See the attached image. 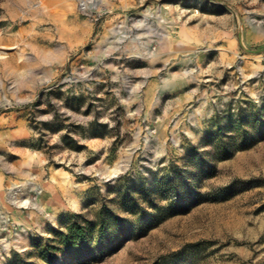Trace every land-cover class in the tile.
Masks as SVG:
<instances>
[{"label": "rangeland", "instance_id": "374dc122", "mask_svg": "<svg viewBox=\"0 0 264 264\" xmlns=\"http://www.w3.org/2000/svg\"><path fill=\"white\" fill-rule=\"evenodd\" d=\"M0 264H264V0H0Z\"/></svg>", "mask_w": 264, "mask_h": 264}, {"label": "bare ground", "instance_id": "6f19581e", "mask_svg": "<svg viewBox=\"0 0 264 264\" xmlns=\"http://www.w3.org/2000/svg\"><path fill=\"white\" fill-rule=\"evenodd\" d=\"M111 174H112V175L116 174V170L111 171ZM27 202H28L27 199H23V198L20 199V205H21V206H26V205H27ZM72 202H73V201H72ZM71 206H72L73 209H77V206H78V205H77V203L73 202V203L71 204Z\"/></svg>", "mask_w": 264, "mask_h": 264}]
</instances>
